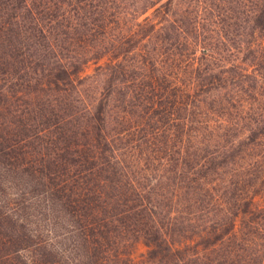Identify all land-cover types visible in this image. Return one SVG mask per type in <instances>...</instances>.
I'll use <instances>...</instances> for the list:
<instances>
[{"label":"trees","instance_id":"1","mask_svg":"<svg viewBox=\"0 0 264 264\" xmlns=\"http://www.w3.org/2000/svg\"><path fill=\"white\" fill-rule=\"evenodd\" d=\"M125 1L0 0V264H264V0Z\"/></svg>","mask_w":264,"mask_h":264},{"label":"rangeland","instance_id":"2","mask_svg":"<svg viewBox=\"0 0 264 264\" xmlns=\"http://www.w3.org/2000/svg\"><path fill=\"white\" fill-rule=\"evenodd\" d=\"M165 0H161L159 4L156 6H152V8H149L147 12L143 15H141L138 18V21L143 20L145 17H149L153 19L152 14L155 8H157L160 3L164 2ZM239 1L241 0H175L174 6L171 7V11L174 14V18L176 21H180L185 23V26L190 27V22L191 20H195L198 22V25L200 29H207L208 27L212 29V34L207 35L206 32L203 34L205 36L197 38V40L202 41L203 38L206 40L210 41H223V42H232V43H237L239 41H247L250 38L247 37L246 35H243L244 33H241V36L239 37V31L235 32V24L238 25V20L242 19V15L240 18L237 20L235 18H227V14H224L225 12L221 11L222 9H228V8H234L238 11H241V8L239 9ZM210 2L213 4L218 5V10H216L213 14H211L208 10L206 5H208ZM238 4H237V3ZM145 3V2H144ZM247 5L248 2L245 1ZM211 4V3H210ZM141 7H143V0H126L125 4L123 5V8L126 9L127 11H133V10H138ZM151 7V6H150ZM242 7V6H241ZM244 7H242L243 9ZM243 10H246L245 8ZM242 10V11H243ZM220 14H218V12ZM141 12V11H140ZM224 14V15H223ZM233 16H237L238 14H232ZM187 19H186V18ZM192 18V19H191ZM248 22L242 23V25L248 26L246 24ZM202 31V30H201ZM247 31V30H246ZM245 31V32H246ZM260 37V36H259ZM192 40H195V38H191ZM258 41L263 40L264 38H256ZM261 39V40H260ZM225 58L231 59L229 55H224ZM234 59V58H232ZM105 62V59H102L100 61H90L86 65L82 67L81 70V75L86 76V75H91L94 73V69L98 65H102ZM101 82L97 81L95 83L90 82L88 89H87V94L90 96H95L100 90ZM256 203L259 205L262 203V195H258L255 197ZM146 252V247L142 243H137L132 252H131V258L135 261L140 259V256L143 255Z\"/></svg>","mask_w":264,"mask_h":264}]
</instances>
